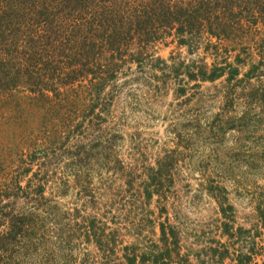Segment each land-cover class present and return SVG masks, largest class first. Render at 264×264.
I'll use <instances>...</instances> for the list:
<instances>
[{
	"label": "trees",
	"instance_id": "obj_1",
	"mask_svg": "<svg viewBox=\"0 0 264 264\" xmlns=\"http://www.w3.org/2000/svg\"><path fill=\"white\" fill-rule=\"evenodd\" d=\"M262 31L264 0H0V96L28 93L34 100L47 101L49 108L58 109L53 115L56 124L49 132L56 135L74 118L102 119L99 113L111 104L118 75L129 71L133 63L141 72L149 66L153 82L175 84L177 97L187 93L190 82H195L190 88H200V82L214 83L226 76L225 88L219 92L220 111L212 120L203 118L204 96L195 93L200 97L194 106L199 105L187 110V123L175 136L184 150L199 151L200 158L204 155L212 161L225 133H235L232 140L236 146L227 153L244 165V190L249 194L251 188H261L255 180L264 175V37L254 42L259 62L251 65L242 79H237L239 66L224 59L221 64L204 60L186 64L170 57L168 63L155 56L153 48L171 38L178 46H187L189 53L202 43L205 50L212 48L217 53L224 41H238L241 46L243 39L252 41ZM213 38L217 42L213 43ZM247 51L244 47L245 54ZM243 61L236 56L237 65ZM241 85L244 110L241 116H232L236 87ZM193 98L185 99L184 104ZM118 143L117 135L100 129L95 142L89 144L90 150L85 147L74 154L77 169L73 175L85 201L69 213L73 225H58V218L48 222L38 214L8 211L0 198V227L5 225L0 231V264H21L20 260L68 264L62 248H72L76 240L98 250L84 253V264H204L200 257L209 255L214 261L215 255L228 253L210 246L193 252L192 246L181 245L177 208L166 205L168 195H174L170 189L182 153L176 148L164 150L151 166L143 156L124 162L118 158ZM100 172L107 178H99V191L88 189L93 175ZM212 180L207 181V192L216 199L221 218L227 220H221L225 233L233 237L229 224L233 206L220 182ZM37 193L41 202L49 201L42 197V187H37ZM155 195L156 203L162 202L157 216L150 209ZM82 210L87 212L80 216ZM164 215L159 223L160 244L146 239L144 232H151ZM251 216L254 227H264V196L254 200ZM78 217H82L80 223ZM63 218L68 220L66 214ZM107 220L112 227L107 226ZM125 235L134 236L136 243L120 246ZM250 240L251 231L244 230V241L250 245L244 264L253 255L254 242ZM191 255H195V263Z\"/></svg>",
	"mask_w": 264,
	"mask_h": 264
},
{
	"label": "rangeland",
	"instance_id": "obj_2",
	"mask_svg": "<svg viewBox=\"0 0 264 264\" xmlns=\"http://www.w3.org/2000/svg\"><path fill=\"white\" fill-rule=\"evenodd\" d=\"M262 27L259 23L258 28ZM263 37L264 31L252 41L250 38L243 39L241 46L237 44L238 41H224L217 53L212 48L205 50L204 43L196 51L189 53L187 46H178L171 38H167L156 43L153 52L155 56L168 63L171 62L170 57L185 61L186 64L198 60H204L207 64L212 62L221 64L224 59L233 66H239L240 74L237 79H242L248 68L259 62L260 57L254 42L259 43ZM212 42L217 41L213 38ZM244 47H248L247 55L244 53ZM224 48L229 51L225 53ZM236 56L245 62L237 65ZM150 74L149 66L141 72L136 63H133L129 71L118 75L114 84V96L108 108L100 113L99 110L95 111L102 119L92 117L90 121L91 118H74L68 123L67 128L61 127L56 135L49 132L50 126L56 124L53 115L58 113V109L49 108L50 104L47 101L34 100L28 93L0 96L1 204L6 205L8 211L13 210L14 213L38 214L48 222L58 218V225L64 223L73 225L74 221L71 220L69 213L72 214L74 209L80 208L85 201L80 191L81 187L76 184L73 175V170L77 169L74 154L79 149L89 148L90 142H95L101 129L105 134L117 135L118 158L124 162L133 157L143 156V161L151 166L164 150L176 148L182 153L174 171V184L170 189L174 191V195H168L166 205L170 207L173 204L177 208L176 221L181 224L183 236L181 245L192 246L193 252L209 246L216 247L221 252L227 250L228 253L223 257L215 255L214 261L209 255L200 257L204 264H244V255H250L248 251L250 245L244 241V230H250L252 236L250 241L254 242V250L248 264H264V227L262 225L254 227L255 219L251 216L254 200L259 195L264 196V175L255 180L256 185L261 188H251L249 194L244 190V165L240 160L234 159L235 156L227 153L236 146L232 140L235 133L232 131L225 133L224 141L217 147L218 155L217 157L214 155L212 161L204 155L200 158L199 151L184 150L175 136V133L182 132V127L187 123L189 118L187 110L190 108L194 110L199 105L197 103L194 106L199 102L196 99L199 100L200 97L195 93L200 92L201 98L204 96L200 109L203 118L212 120V116L220 111L219 92L225 88L226 76L214 83L200 82V88H190L195 83L190 82L187 93L177 97L174 95L175 84L168 81L164 85L161 81L153 82ZM251 81L255 83L254 79ZM241 87L242 85L236 87L238 95L230 108L232 116L239 117L244 110ZM213 95L216 96L215 99L212 98ZM191 97H194L193 100L187 102L189 104H184L185 99ZM100 174L93 175L88 189L99 191L101 187L99 178L102 177L104 180L107 178L106 173ZM208 180L220 182L226 191L228 202L233 206V222L229 223L233 228L231 230L234 233L233 237L224 231L221 220L224 222L227 220L221 218L216 199L207 192ZM37 187L43 188L42 197L49 201L41 202ZM157 198L156 195L153 196L150 206L155 216L158 215V206L162 203H156ZM41 203L45 208L40 205ZM46 206L50 207L46 209ZM84 212L87 211L82 210L80 216L85 214ZM100 212H104L103 209ZM63 214L68 216V220L63 218ZM81 218L78 217V223L81 222ZM164 218L165 215L157 220L155 227L150 229L151 232H144L146 239L160 244L159 223L163 222ZM107 226H113L110 220H107ZM1 230H5V225L0 227ZM134 239V236L125 235L120 246L135 244ZM212 240L218 245L212 243ZM73 244L72 248H62V252H67L64 261L68 264H84L81 260L84 253L98 252L92 244L88 245L83 240H76ZM19 252L18 250L16 253ZM185 252L186 249L182 247L181 254ZM191 258L195 263V255H191ZM18 262L29 264L21 260ZM57 262L62 261L57 259Z\"/></svg>",
	"mask_w": 264,
	"mask_h": 264
}]
</instances>
